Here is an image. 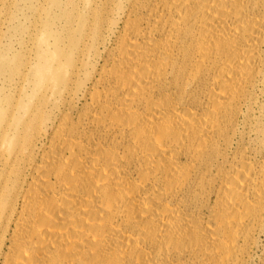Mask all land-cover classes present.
Masks as SVG:
<instances>
[{
	"label": "bare ground",
	"instance_id": "1",
	"mask_svg": "<svg viewBox=\"0 0 264 264\" xmlns=\"http://www.w3.org/2000/svg\"><path fill=\"white\" fill-rule=\"evenodd\" d=\"M31 16L0 51V264H250L264 0H39Z\"/></svg>",
	"mask_w": 264,
	"mask_h": 264
},
{
	"label": "rangeland",
	"instance_id": "2",
	"mask_svg": "<svg viewBox=\"0 0 264 264\" xmlns=\"http://www.w3.org/2000/svg\"><path fill=\"white\" fill-rule=\"evenodd\" d=\"M39 8V0H0V51L9 44L16 49L21 33L30 28L33 21L32 11ZM254 114L264 116V85ZM249 128L247 129L248 132ZM250 264H264V233L259 238V244L253 250Z\"/></svg>",
	"mask_w": 264,
	"mask_h": 264
}]
</instances>
